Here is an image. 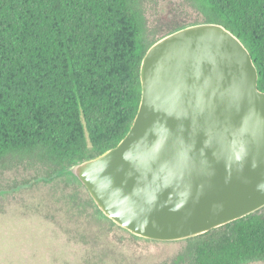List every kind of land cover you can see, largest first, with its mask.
<instances>
[{"label":"trees","instance_id":"trees-1","mask_svg":"<svg viewBox=\"0 0 264 264\" xmlns=\"http://www.w3.org/2000/svg\"><path fill=\"white\" fill-rule=\"evenodd\" d=\"M147 1L0 0V170L40 172L11 190L61 185L78 215L120 229L61 171L126 136L140 103L145 52L183 26L230 31L249 52L264 93V0H185L193 19L187 12L152 30ZM182 242L169 264L264 263V209Z\"/></svg>","mask_w":264,"mask_h":264},{"label":"water","instance_id":"water-1","mask_svg":"<svg viewBox=\"0 0 264 264\" xmlns=\"http://www.w3.org/2000/svg\"><path fill=\"white\" fill-rule=\"evenodd\" d=\"M241 41L196 23L152 44L126 136L61 171L130 235L182 242L264 209V93Z\"/></svg>","mask_w":264,"mask_h":264},{"label":"rangeland","instance_id":"rangeland-1","mask_svg":"<svg viewBox=\"0 0 264 264\" xmlns=\"http://www.w3.org/2000/svg\"><path fill=\"white\" fill-rule=\"evenodd\" d=\"M187 12L193 19L185 0L145 3L149 30ZM39 175L27 166L0 170V264H169L186 247L184 242L133 239L91 214L78 215L61 185L11 190Z\"/></svg>","mask_w":264,"mask_h":264}]
</instances>
